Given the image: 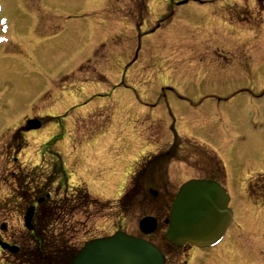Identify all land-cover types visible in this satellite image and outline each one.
Wrapping results in <instances>:
<instances>
[{"label":"rangeland","instance_id":"374dc122","mask_svg":"<svg viewBox=\"0 0 264 264\" xmlns=\"http://www.w3.org/2000/svg\"><path fill=\"white\" fill-rule=\"evenodd\" d=\"M0 9V240L19 247L15 256L35 255L23 218L38 207L20 197L50 180L51 163L61 188L82 185L100 204L115 202L136 164L165 151L174 131L166 184L157 172L145 177L138 208L78 212L76 196L56 194L54 183L51 197L69 211L50 228L42 263L65 264L83 242L119 230L141 237L151 188L161 214L145 239L167 264H264V197L256 195L264 186L253 197L244 190L264 176V0H0ZM29 119L41 127L24 133L21 150L9 134ZM209 151L223 164L238 221L229 246L174 251L163 238L171 195L186 180L220 176ZM0 264L21 262L0 250Z\"/></svg>","mask_w":264,"mask_h":264},{"label":"water","instance_id":"95a60500","mask_svg":"<svg viewBox=\"0 0 264 264\" xmlns=\"http://www.w3.org/2000/svg\"><path fill=\"white\" fill-rule=\"evenodd\" d=\"M30 121L27 130L39 128ZM228 197L216 183L190 181L183 185L171 205L165 240L176 248L186 243L206 247L217 242L231 220L227 209ZM33 208L28 210L25 226L31 228ZM145 234L155 229L151 219L139 223ZM3 249L16 252L15 248L1 245ZM71 264H164L163 257L151 245L117 233L109 238L85 244Z\"/></svg>","mask_w":264,"mask_h":264},{"label":"trees","instance_id":"16d2710c","mask_svg":"<svg viewBox=\"0 0 264 264\" xmlns=\"http://www.w3.org/2000/svg\"><path fill=\"white\" fill-rule=\"evenodd\" d=\"M17 134H14L12 136L13 140L16 138ZM21 139V137H19ZM22 140V139H21ZM175 146H173L174 148ZM172 148V149H173ZM170 151H168L165 155L161 154L158 157L154 158L153 160H161L163 158H165L167 156V159L170 160L172 158V156L170 155ZM171 156V157H170ZM153 162V161H152ZM215 162L214 164H216L218 166V169L222 171V167L220 165V163L214 159ZM56 174H61L62 171L61 169L56 166L55 171ZM28 178V177H27ZM141 178V174H137L133 180L132 183L130 184V186H134L135 188H130L126 191V193L122 196V198L118 201L117 204H119L120 207H130L131 209L134 208L137 204V196H136V192H137V187H138V182L139 179ZM49 182H53V177H50V181ZM48 185L42 187L41 189L37 190V194L40 195V197L43 199V203L40 205V215L37 218V223L36 225L33 227V235L30 237L31 240L34 242L35 244V252L33 254H35L32 257H26V256H21L22 258L20 259L19 262H21V264H34V262L36 261L37 264H64L66 257H59V259L57 261H55L54 259V263H52L51 259H50V263L48 262H43L44 260H47V257H45L44 255H42L43 252V247L45 244V242L47 240H49V227L53 224L59 223L60 219H61V215L60 212L63 211L62 208H64V203H67V201L63 202V203H56V201H51L50 198H46V189ZM74 192L76 194H78V199L81 202V206L87 205L88 203L93 204V205H98V203L96 201H91L89 199V196L86 194V191L82 188H77L74 189ZM153 202L156 201V199H151ZM172 198L170 199L171 202ZM67 205V204H66ZM63 206V207H62ZM159 212V208H156L155 210H153V212L151 211V214H157ZM57 225V224H56ZM53 241H51L50 243H52ZM48 247V246H47ZM44 253V252H43ZM73 258V257H72ZM69 261H67L65 264H69L71 259ZM24 259V260H23Z\"/></svg>","mask_w":264,"mask_h":264},{"label":"flooded vegetation","instance_id":"af4514ba","mask_svg":"<svg viewBox=\"0 0 264 264\" xmlns=\"http://www.w3.org/2000/svg\"><path fill=\"white\" fill-rule=\"evenodd\" d=\"M141 27V24L139 25V26H136V28L137 29H139ZM259 186H264V179H262V180H260V181H257V182H255V183H252L251 184V189L253 190V192H254V190L256 189V188H258ZM253 192H251V194H253V196H254V193ZM256 195L257 196H259L260 197V199H261V197H264V193H262V192H257L256 193ZM233 227V226H232ZM231 227V228H232ZM231 228H230V230H231ZM1 230H5V227L3 228H1ZM228 231V233L226 234V236H227V238H226V241L223 243V245H225V246H229V240H230V234H231V231ZM237 233V232H236ZM237 236H238V234H237ZM236 236V237H237ZM239 237V236H238ZM231 241V240H230ZM191 249H193V251H198V252H205V250H198V249H196V248H194V247H190V246H188V247H185V248H183L181 251H186V250H191ZM214 250V249H213Z\"/></svg>","mask_w":264,"mask_h":264},{"label":"bare ground","instance_id":"6f19581e","mask_svg":"<svg viewBox=\"0 0 264 264\" xmlns=\"http://www.w3.org/2000/svg\"><path fill=\"white\" fill-rule=\"evenodd\" d=\"M233 226V224L232 225H230V227L228 228V231L230 230V228ZM227 231V232H228ZM226 232V233H227ZM226 238H227V236L225 235V237L223 238V240L216 246V247H219L220 245H222L225 241H226ZM215 248V247H214Z\"/></svg>","mask_w":264,"mask_h":264}]
</instances>
